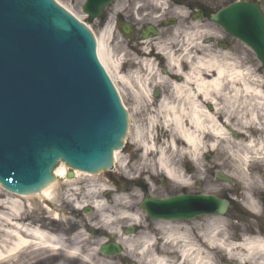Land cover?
Returning a JSON list of instances; mask_svg holds the SVG:
<instances>
[{
    "label": "bare ground",
    "instance_id": "bare-ground-1",
    "mask_svg": "<svg viewBox=\"0 0 264 264\" xmlns=\"http://www.w3.org/2000/svg\"><path fill=\"white\" fill-rule=\"evenodd\" d=\"M149 1L155 2L160 10L167 5V0ZM178 35L183 38L182 42L177 41ZM198 35V31L181 34L177 29L173 30L171 37L175 46L178 44L177 50L155 40L157 43H153L152 47L159 55L158 60L167 64V67L164 66L168 69L166 76L156 75L155 64L146 59L136 63L134 71L123 75L120 72L123 59H114L110 48V31L100 35L101 64L120 96L117 82L133 95L136 112L141 115L146 113V127L132 125V145L140 152L139 160L128 165L120 159L121 153H116L114 165L119 171L131 168L140 175L155 178L156 168L171 182L186 185L190 182L189 175L178 166V161L172 162V157L174 160L175 157H184L197 164L205 153L221 152L227 154L228 159L232 157L243 175L242 170H246L250 162L248 154L263 155V149L254 140L248 139L244 132L264 122L263 79L248 69L243 70L237 61L203 56L201 52L204 49L196 40ZM151 75H155L158 84L164 81L170 83L168 92L158 100L151 93ZM209 105H213L211 111L206 108ZM129 126L131 128V124ZM158 130L161 135H156ZM230 133L237 136L234 145L230 143L234 140L230 138ZM152 157L154 164L151 163ZM72 172L73 177L68 178L69 169L64 164L59 165V170H55L57 183L51 190H43L42 196L38 193V196L20 197L0 185V233L5 239L4 245L0 246V264L18 261L24 254L41 255L45 251L77 258L85 264H111L107 259L114 260L100 253L98 255L96 246L103 239L89 240L85 234L77 232L69 244L57 240L53 230L44 223L40 225L33 214H27L31 212V206L41 202L48 212H53L56 206L60 207L59 211L90 208L96 214L92 221H97L91 226L96 228L100 225V232L108 239L112 237L122 247L124 255L119 257L121 261L136 259L141 264H219V257H223L221 260L228 264H264V238L237 239L229 236L225 230L228 223L225 216H201L196 223L155 218L156 222L152 225L156 233L148 231V227H144L143 212L126 202L131 193L124 190L123 185L112 189L109 181L103 179L104 174L106 178L113 174L103 171L100 176H93ZM234 178L237 179L236 176ZM89 198H93L91 202H88ZM122 223L125 226H121ZM127 226L139 227L141 231L138 235L125 234L123 231Z\"/></svg>",
    "mask_w": 264,
    "mask_h": 264
},
{
    "label": "water",
    "instance_id": "water-1",
    "mask_svg": "<svg viewBox=\"0 0 264 264\" xmlns=\"http://www.w3.org/2000/svg\"><path fill=\"white\" fill-rule=\"evenodd\" d=\"M103 1L88 0L84 11L97 15L108 0ZM242 14L243 41L264 63V17L257 4H234L214 20L241 38ZM108 76L90 32L53 0H0V183L8 191L42 196L57 183L52 170L60 160L86 172L111 166L113 150L126 133L127 114ZM182 204L215 214L228 205L201 196L145 200L142 207L156 217L177 218ZM191 210H184L186 217ZM114 247L101 252L119 253Z\"/></svg>",
    "mask_w": 264,
    "mask_h": 264
},
{
    "label": "rangeland",
    "instance_id": "rangeland-1",
    "mask_svg": "<svg viewBox=\"0 0 264 264\" xmlns=\"http://www.w3.org/2000/svg\"><path fill=\"white\" fill-rule=\"evenodd\" d=\"M56 1L58 3H60L63 7H65L69 11H71L79 19H81L82 13H81L80 5H81L82 0H56ZM147 7H148L147 8L148 10L153 9L150 6V4L148 5V3H147ZM152 14H154V13H152ZM164 14H168V11L166 10L163 13V15ZM167 36L168 35H166V37ZM177 38H178V40H177L178 42H182L181 41V38H182L181 35H178ZM199 39L201 40V38H199ZM162 43H166L172 49L177 50L176 47L178 46V44H176V46H175L174 41L164 40V42H162ZM110 47L112 48L114 59L123 57L124 62H127L126 66L123 68L125 70L123 72L124 74L126 72H130L132 70L131 66H132L135 58L137 59V57H141L140 55H135V53H133L131 50H129L124 45V43L120 42L119 40H117L115 44H111ZM231 52H232L231 53L232 55H230L231 57L233 56L235 58H239V60L241 62L243 61V70L248 69L250 72L252 71V74H254V73L257 74L256 69L258 68L259 63L254 58V55L247 48H245L244 46L242 47L239 44H235L233 46V49ZM216 53L221 54V55H219V58L222 60L230 59V58L226 57L227 55H222L223 52L216 51ZM241 55H243V59L242 58L240 59ZM230 60L233 62L237 61L236 59H232V58ZM139 61H140V59L136 60V62H139ZM158 73L161 74L160 71H158L156 75H158ZM257 77L260 79H263L262 84H264V78H262L261 76H257ZM150 78H151L150 79L151 81L149 83L153 84L154 89L159 88L161 90V96L168 92V89L170 86L169 82L164 81V82L158 84L156 82L155 75H151ZM116 85L119 88V90L121 91V97H122V99L126 105L127 110L129 111V114L132 116V121L130 123L131 124L130 137L126 141L127 144H126L125 150L120 154V159L122 158L124 161H126L127 164L132 165L133 163L138 162L139 154H140V152L136 150L135 146L132 145V137H133V133H134V132H132V125L134 124L137 126L146 127V125H147V123L145 122L146 113L143 114L144 116L141 115L140 113H137L136 109L134 108V102L132 99L133 95L130 94V92L125 88L124 85H122L118 82ZM156 85H158L159 87H155ZM154 89L152 87V90H154ZM233 125L236 126V128H238L236 123L233 122ZM251 130H254V131L251 132ZM244 132H246V137H249L248 139H252L256 142V144H259L257 141V138H258L257 135L262 134V133L264 135V127L262 124L256 129L253 127H250V128H248V130H246ZM156 135H161L160 130H158V133ZM230 138L233 139V136L230 135ZM235 141L236 140H230V143L232 145H234L233 143H236ZM221 146H223V145H221ZM220 149H222V148H220ZM226 155L221 153V152H217L216 154H212L211 158H208L207 160L205 158H203L206 156V155H204V156H201V159L198 160L197 164L189 162L188 159L184 158V157H182V158L175 157V160L172 157V162L174 163L175 161L176 162L178 161V166H180L182 171H184L185 173H188L189 179H190L189 184H201L199 189H198L200 194H213L217 197H222L223 193H229L230 192V194H229L230 198H233L239 202L240 201L243 202V187L246 190V189H250L253 187H257V184H250L251 181L254 179L252 178V174H250L249 168L247 169V167H246V170H242L243 171V175H242L240 172L241 170L238 168V165L235 164L234 161H232V159H231L232 157L230 159H228V156H226ZM248 155H249V158H248L249 160L251 158H253V156H255L253 154L252 155L248 154ZM180 159H181V162H180ZM154 160H155L154 157H152L151 163L154 164ZM239 166L241 167V169L243 168L241 164ZM189 167H193V170L190 173L188 172ZM154 169H155L156 177L151 178V179H150L149 175H140L135 170L132 171L131 168H127V169H123L122 171L121 170L119 171L116 167H114L113 172L115 174L118 173L119 175H124L126 178L131 179V180H138L140 184H145L146 186H149V191L150 190L154 191L155 194L154 193H151V194L155 197H163V196L165 197V196H169V195L178 194L180 185L171 182L166 177L161 175L160 172L156 170V168H154ZM220 171H221V173H226V174H229L230 176H232L234 181H235V184L234 185H228L226 183L216 182L214 174L216 172H220ZM235 176L237 178L236 180L234 178ZM103 179L108 181L105 174L103 176ZM243 182H245V183L249 182V184H244ZM160 184H162L161 189H163V187L166 186L165 188L168 189V191L166 193L157 194L156 190H160V189H157V187ZM127 189L128 188L124 187V190H127ZM134 190L136 191L135 193L139 195L138 198L136 200H133V199H131L132 196H130L128 201L126 200V202H130V204L132 206H134L136 209H138V202H139L138 199L141 198L140 197V191L138 189H134ZM92 199L93 198H89L88 202H91ZM236 204H238V206L243 209V207L240 205V203H236ZM42 205L43 204L40 203L37 206H35V205L31 206L32 209L30 211L32 213L30 212L27 214H28V216L33 214L34 219L36 221L40 222L39 223L40 225L42 223H44V225H46V227L53 230L55 233L54 235L57 238V240L65 243V244H69L71 242V240L73 239L72 237H74V235H76L77 232H82L90 240V236H89L88 231L86 229L82 228L83 223H81V225H80L81 227L78 228L77 232L72 233L74 226L76 225V227H77L78 226L77 223H79V221H77L78 219H76V216L71 215V213H77L76 212V211H78L77 209L65 208L62 211L54 210L53 212H51V211L48 212V210L44 209ZM58 205H60V204H58ZM56 209H60V207L56 206ZM81 210H83V209H81ZM44 212L45 213L47 212V216L49 215L50 220L45 219L46 215L44 214ZM85 217L89 222H91L93 220V218H96V214L94 212H91L89 215H85ZM54 218H57V219L54 220L55 222H52V219H54ZM228 218H229V220L227 219L228 223L225 226L226 232H228L230 234L229 236L236 237L237 239L242 238L243 237V221L241 220V218L240 217L237 218L238 222L232 221L231 215ZM92 222L95 223L96 220L92 221ZM121 226H125V223L124 224L122 223ZM145 226L149 227V230H152V228L147 223L145 224ZM239 233H241V234H239ZM4 240H5L4 236L0 233V246L1 247L5 243ZM221 259H223V257H219V260H218L219 264H227V262H225ZM9 264H82V263L78 262L77 258H72L70 256L68 257V256H64V255H61L58 253L56 254V253L45 251L41 255L24 254V255H22L20 260L10 262Z\"/></svg>",
    "mask_w": 264,
    "mask_h": 264
},
{
    "label": "flooded vegetation",
    "instance_id": "flooded-vegetation-1",
    "mask_svg": "<svg viewBox=\"0 0 264 264\" xmlns=\"http://www.w3.org/2000/svg\"><path fill=\"white\" fill-rule=\"evenodd\" d=\"M243 1V0H241ZM255 1V0H252ZM232 0H168L167 6H169V12H174L180 15L183 20H170L172 16L169 14L167 17H161L158 23L151 22L152 10L147 8V0H113L110 7L104 12V14L98 19L86 18L87 23L92 27L95 34L100 35L107 30L109 26H112V33L110 36V42L115 44L117 40L124 42L132 50H138L140 48H147L139 41V38L143 31L147 30L151 25L155 27L157 36L151 37L149 41L163 40L165 34L168 35L170 31L177 29L181 34L184 33H196L209 32L210 34L218 35L220 39L204 38L202 40V46L209 48V53H203L204 55L215 56V50L224 47L228 50L232 49V40L226 36L212 21L211 17L217 14L225 6L230 4ZM264 4V3H263ZM181 10V12H179ZM149 15V16H147ZM132 28L128 37L125 36L126 28ZM219 33L221 35H219ZM154 43V42H153ZM148 45V43L146 44ZM150 46V45H149ZM243 59V55H241ZM243 65V62H242ZM257 72L263 77L264 68L257 69ZM264 92V86H263ZM264 121V120H263ZM264 123V122H262ZM253 132V131H251ZM257 141L261 149H263V155L253 156L250 159V163L247 169H250V174L254 180L250 184H257V187L250 189H244L243 187V210L238 204L232 202L229 214L232 218H241L243 221V237L245 238H264V135L258 134ZM250 166V167H249ZM249 174V175H250ZM244 184H249L243 182ZM201 184H186L180 185L178 194H200L198 189ZM141 194L147 192V188L142 184L135 185ZM161 189L158 186L156 190L157 194H163L168 191L165 188ZM246 193V194H245ZM229 193H223L222 197L228 196ZM245 194V195H244ZM246 196V197H245ZM160 198H164L160 197ZM230 215L228 217H230ZM145 223H147L152 230V225L156 221L145 217ZM182 222V221H177ZM189 222H199L198 220H192ZM141 229L139 227L134 228L133 235H138ZM241 234V233H239ZM158 249V244L156 245ZM141 264L136 259H128L125 264Z\"/></svg>",
    "mask_w": 264,
    "mask_h": 264
}]
</instances>
